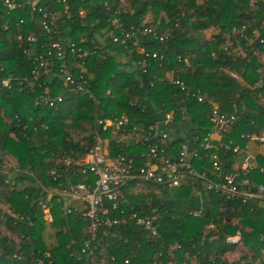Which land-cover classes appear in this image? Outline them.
Masks as SVG:
<instances>
[{"label": "trees", "instance_id": "trees-1", "mask_svg": "<svg viewBox=\"0 0 264 264\" xmlns=\"http://www.w3.org/2000/svg\"><path fill=\"white\" fill-rule=\"evenodd\" d=\"M68 1L72 17L64 19L59 12L56 34L45 33L33 22L32 16L39 13L26 4L0 19V80L11 79L10 88L0 82V205H9L0 208V264H87L86 256L80 260L76 256L88 237L89 224L76 213H64L58 195L50 189L59 182L66 188L69 182L94 180L92 174L73 173L74 167L62 165L57 155L85 152L95 133L110 138L112 126L104 131L98 119L125 117V127H144L175 109L172 123H187L189 127L170 135L164 144L172 150L182 142L198 148L193 167L198 172L207 170L211 181L217 179L210 174L207 154L214 149L203 146L212 131L207 118L212 105L225 115L235 116L223 133L222 144L244 147L248 140L241 137L243 134L264 129V41H259L260 37L264 40V0ZM43 3V8L62 6L50 0ZM79 7L83 15L77 13ZM161 12L163 17L157 24ZM114 17L121 23L123 34L113 29L110 19ZM242 26L244 35L232 33L233 28L239 31ZM148 28L152 31L143 32ZM211 28L215 31L207 36ZM29 33L38 41L28 42ZM18 34L22 40L16 38ZM59 37L73 42L76 49L92 51L83 59L67 51L70 70L76 81H86L91 95L75 91L74 83L63 84L60 60L51 47ZM135 41L150 53L145 69L136 64L145 55L135 48ZM239 47L243 54L237 51ZM40 56L52 60L30 87L25 78L31 75L33 57ZM168 78L181 81L184 88L167 83ZM47 94H61L63 101L55 106L35 103ZM136 98L140 105L134 103ZM143 143L121 149L111 140L109 148L115 154L133 157L138 167L144 163L138 157L146 147ZM218 146L223 167L229 171L237 153L225 150L220 143ZM6 154L16 159L15 167H2ZM257 165L264 167V154L258 156ZM52 169L61 173V178L54 180L49 174ZM249 178L252 187L262 186L264 192V172L255 169ZM122 191L117 210L110 213L119 222L102 225L98 231L102 240L97 251H103L107 261L113 257V264H264V221L260 220L264 197L229 200L207 190L204 182L194 177H187L171 190L131 181ZM38 201L50 206V222L44 219ZM196 208L199 215L193 213ZM131 212L154 216L156 235L150 237L130 217ZM47 225L56 238L49 247L43 239ZM238 232L241 244L229 242L228 237ZM241 246L246 253L229 259L227 254Z\"/></svg>", "mask_w": 264, "mask_h": 264}, {"label": "built area", "instance_id": "built-area-1", "mask_svg": "<svg viewBox=\"0 0 264 264\" xmlns=\"http://www.w3.org/2000/svg\"><path fill=\"white\" fill-rule=\"evenodd\" d=\"M50 2L55 5L61 4L62 6L61 8L50 9L48 7H42V4H44L43 0H1L0 19L4 18L11 10L19 8L22 4H26L33 12L39 13L38 17L32 16V21L37 23L45 33L56 34L59 30L58 24L61 21L58 19L59 12L64 19H71L72 17L71 3L68 0H50ZM104 5L109 7L106 2ZM77 13L83 15L84 10L79 7ZM110 21L113 29H120L123 34L122 25L118 19L114 17ZM260 27H263V25ZM244 28L245 26H242L239 31L233 28L232 33L236 35L239 32L242 36L244 35ZM147 31H152V29H143V32ZM253 33L256 38L260 36L259 31L256 29L253 30ZM112 36L114 40H117V35L112 34ZM125 36H128V34L125 33ZM16 38L22 40L20 34ZM26 40L28 42H36L38 38L35 34L29 33L26 35ZM259 41L263 42L264 40L260 37ZM133 45H135V48L140 53L145 55V58L136 63L139 67L145 69L149 65L148 59L150 53L144 52V49L136 41ZM51 47L55 49L60 60L58 66L63 84L74 83L75 87L73 88L75 91L81 94L91 95V92L85 86V80L81 82L76 81L74 73L69 68L70 59L67 51L70 50L73 53H77L81 59L92 51L81 50V48L76 49L73 42L69 43L61 37L54 40L51 43ZM237 51L241 54L244 53L240 47ZM25 53L31 55L32 51L25 49ZM154 56L155 54L153 53L152 57ZM51 60V57H33L31 75L29 78H25L30 87H32L34 82H38L41 69H44L46 66L48 67ZM81 65H83V62ZM79 78L82 79V75ZM10 81L11 79L9 77L2 78L0 80L1 86L10 88ZM166 81L167 83L178 84L181 89L184 88L183 83L179 80L168 78ZM197 98L199 101H202L201 95ZM39 101L49 106H55L56 103L62 102L63 98L61 94L56 96L47 94L37 98L35 103L38 104ZM181 102H184V99ZM134 103L140 105L141 102L136 98ZM175 112V109H170L158 119L157 123L144 127L136 125L125 127L127 125V118L125 117H121L120 119H98V123L103 125L102 129L104 131L108 126H112L110 138L105 137L103 133H95L94 142L87 147L85 152L70 151L57 155L58 161L62 165L74 167L73 173L77 172L83 175L92 174L94 176L92 182H69L66 188H63L59 182L58 187L50 189V193L58 195L57 200L62 203L64 213H76L82 220L87 221L89 224L87 230L88 237L79 247L76 256L77 260H80L84 255L86 256L87 264L114 263L113 257L110 258V261H107L106 254L101 250L97 251V245L102 240L99 238L98 231L102 225L111 226L119 222V219L111 217L110 213L117 210L120 200L123 198L122 186L131 181L154 183L171 190L179 186L187 177H194L201 179L207 190L217 191L229 200L240 198L242 201H246L256 197H264L263 187H255V190H253L252 182L249 178V174L255 169H258L259 172H264V167L256 165L250 155H246L240 165L231 168L229 171H225L217 152L218 149L212 146L213 144L209 139L210 133L205 137L203 147L205 149H214L207 154V158L211 164V174L217 181H211L206 170L198 172L193 167L192 160L198 157V148H190L185 142L180 143L176 150L165 146L164 141L170 136V125L175 116ZM207 118L212 125V129L220 132L226 131L235 120L233 114L225 115L215 105H212L210 112L207 114ZM241 137L249 141L257 140L260 143H264V129L260 133L243 134ZM111 140L115 141L121 149H126L136 142H145L143 143L146 145L145 149L138 152V157L144 163L137 167L133 157L121 153H113L112 149L109 148V141ZM223 148L232 150L233 152H239V148L237 146L232 147L230 142L224 144ZM49 174L53 176L54 180H58L62 176L55 169L50 170ZM75 199L82 202L81 208L71 206L70 202ZM38 204L43 209L44 219L50 222V206L43 201H38ZM199 214L200 210L194 212V215ZM130 217L135 218L136 222L142 225L150 237L156 235L157 224L154 216L148 214L138 215L137 213L131 212Z\"/></svg>", "mask_w": 264, "mask_h": 264}, {"label": "crops", "instance_id": "crops-1", "mask_svg": "<svg viewBox=\"0 0 264 264\" xmlns=\"http://www.w3.org/2000/svg\"><path fill=\"white\" fill-rule=\"evenodd\" d=\"M182 124L185 125L186 123H182ZM223 133L224 132H220V131H217L216 129H212V131L210 132V136H209V139H210L211 143L213 145H217V146L219 145V143L221 145L222 144L221 143V139L224 138V134ZM234 153H237V154H236L235 162H234L232 168L235 167V166L240 165V163L242 162L243 158L246 155H250V157L254 160L255 164L257 165L258 156H262L264 154V143H260L257 140H252V141L248 140L245 143L244 147L239 148V152H234ZM10 158L13 159L14 162H17L14 157L11 156ZM197 159H198V157H197ZM202 159L203 158H201V159L199 158V160H202ZM12 164L15 165L17 163H12ZM206 172H207V170H206ZM207 174H209V173L207 172ZM210 174H211V171H210ZM253 188H255V187H253ZM49 196H50V194H48V197ZM70 204H71L72 207H76V208H81V206H82V202L80 200H78V199L72 200L70 202ZM2 207L3 208H7V207H9V205L1 204L0 208H2ZM7 210H9V209H7ZM196 211H199V208H196L195 210H193V213L196 212ZM51 229L52 228L47 225V227L45 228L44 236H43L45 244L48 247L53 245L55 240H56V238L54 236V233H53V231ZM8 233L11 235L10 232H8ZM15 236L16 235H12V237H14V238H15ZM228 241L231 242V243L237 244V245L241 244L240 233L238 232L237 234L228 237ZM227 256H228L229 259H233L229 253L227 254Z\"/></svg>", "mask_w": 264, "mask_h": 264}, {"label": "rangeland", "instance_id": "rangeland-1", "mask_svg": "<svg viewBox=\"0 0 264 264\" xmlns=\"http://www.w3.org/2000/svg\"><path fill=\"white\" fill-rule=\"evenodd\" d=\"M197 1H201V0H197ZM163 17V13L161 12L159 15H158V17H157V19H156V23L158 24L159 22H160V19ZM148 20H152V17L151 16H148ZM215 30H213V28H211V29H209V30H207L206 32H207V36L210 34V33H213ZM262 59L264 60V56H262ZM204 142H205V139H204ZM225 144H227V143H225ZM222 145V147H223V145L224 144H221ZM221 145H220V147H221ZM212 146H214V147H217V149L219 148V146H217V145H212ZM226 150V149H225ZM227 151H229V150H227ZM11 156H9L8 154H6L5 156H4V158H3V161H2V167H4L5 169H10L11 167H15L16 166V164L14 165V164H12V163H17V162H14V160L13 159H11L10 158ZM131 186H133V185H131ZM260 220H263L264 221V214H263V216L260 218ZM245 248L244 247H239L237 250H236V252L235 253H232L231 254V257L233 258H236V257H238V256H240V255H243L244 253H246L245 252ZM233 255V256H232Z\"/></svg>", "mask_w": 264, "mask_h": 264}, {"label": "water", "instance_id": "water-1", "mask_svg": "<svg viewBox=\"0 0 264 264\" xmlns=\"http://www.w3.org/2000/svg\"><path fill=\"white\" fill-rule=\"evenodd\" d=\"M170 135L175 136L178 134L179 129H188L189 125L186 123L184 124H177V123H171L170 125ZM255 190V188H253Z\"/></svg>", "mask_w": 264, "mask_h": 264}]
</instances>
